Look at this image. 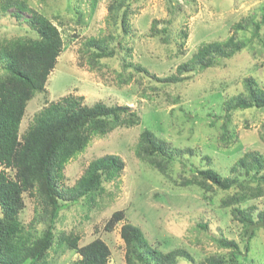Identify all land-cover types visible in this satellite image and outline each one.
I'll return each instance as SVG.
<instances>
[{"label": "rangeland", "instance_id": "rangeland-1", "mask_svg": "<svg viewBox=\"0 0 264 264\" xmlns=\"http://www.w3.org/2000/svg\"><path fill=\"white\" fill-rule=\"evenodd\" d=\"M113 1L28 0L33 10L56 26L62 50L48 76L46 92L35 95L27 104L20 134L31 125L45 103H56L69 95L82 98L83 105L87 106L102 103L128 107L140 117L137 126L92 138L85 151L65 166L62 186L71 187L88 163L97 157L113 154L125 164L118 187L105 184V193L110 197L99 200L95 207L78 204L63 211L55 225L56 231L78 235L79 246L100 239L110 249L109 264H125L120 225L110 232L104 231V224L112 213L122 211L126 221L139 227L147 243L161 251L180 247L197 259L221 253L214 238L223 235L240 242L241 225L232 220L229 212L218 207L220 199L232 190L215 188L206 193L208 199L204 200L198 188L181 185L189 168H200L201 155L188 157L184 153L183 157H176L171 164L170 178H166L137 159L134 150L140 133L147 130L173 147L196 148L206 154L210 167L222 176L229 175V168L246 151L264 155V110L236 111L231 115L230 126L236 140L226 147L219 140L220 126L225 121L224 101L242 92V80L248 75L261 86L264 82L261 18L264 0H126L131 11L130 32L126 35L121 32L118 20L110 17ZM13 11L9 9L0 15V38L30 36L29 27L21 22L30 14L21 13L22 18L17 21L11 17ZM154 21L157 30L167 27L168 42L162 41L163 34L152 35ZM238 23L242 29L235 36L247 44L232 58L222 59L201 72L185 73L189 79L182 83H160L148 77L149 74L158 78L174 74L176 67L186 62L200 44L234 36L233 26ZM255 23L258 29L254 34ZM182 30L187 33L184 41L179 35ZM91 38L104 39L108 48L116 47L112 57L99 60V69L89 65L85 44ZM118 40L122 50L119 44L115 45ZM129 62L132 67L122 68L123 63ZM138 65L149 74L136 72L133 67ZM120 73L133 74V78L128 83H120ZM247 204L264 212V196ZM24 206L19 218L28 228L35 215L34 198L24 196ZM201 215L205 216V222L208 220L209 231L196 227ZM36 227L40 232L44 224ZM76 259V254L57 249L48 253L46 264H72ZM239 264H264V229L256 232L247 258L240 259Z\"/></svg>", "mask_w": 264, "mask_h": 264}, {"label": "trees", "instance_id": "trees-1", "mask_svg": "<svg viewBox=\"0 0 264 264\" xmlns=\"http://www.w3.org/2000/svg\"><path fill=\"white\" fill-rule=\"evenodd\" d=\"M129 8L126 0H114L109 8L110 17L118 20L124 35L130 32ZM9 9L14 10L11 17L17 21L22 18L21 13L30 14L21 21L29 27L30 36L0 38V264H46L48 253L57 249L76 254L78 259L72 264H109L111 252L104 241L94 239L79 246L78 235L56 231L55 225L63 211L78 204L95 207L99 200L109 196L105 193V184L118 187L125 164L117 155L97 157L88 163L71 187L62 186L63 172L72 159L85 151L92 138H102L119 128L137 126L140 117L128 107L102 103L87 106L83 105L82 98L69 95L56 103H45L31 125L20 134L27 104L35 95L46 92L48 76L62 50V39L56 26L33 10L28 0H0V15ZM261 18L264 22V12ZM241 29L242 24H235L234 36L220 42L200 44L170 76L158 78L140 65L133 69L149 74L147 76L156 82L182 83L189 79L185 73L214 67L220 60L230 59L243 50L247 42L235 36ZM253 29L255 34L257 23ZM151 30L153 36L163 34L162 41H169L166 26L157 30L154 21ZM179 35L183 41L187 37L185 30ZM116 44L122 50L119 40ZM182 45L183 42L180 48ZM85 46L89 51V65L98 69L100 59L112 57L116 52V47L108 48L104 39L91 38ZM130 67V62L122 65V68ZM119 78L120 83L125 84L133 74L120 73ZM242 88L241 93L224 101L225 121L220 126L219 135L223 147L237 138L230 127L231 115L236 111L264 110V82L261 86L257 79L248 75L242 80ZM195 149L173 147L143 130L134 153L137 159L166 178H170L171 164L176 157H183L184 153L188 157L201 155L200 168H189L181 185L198 188L204 200L208 199L206 193L215 188L225 192L232 190L220 199L218 207L229 212L232 220L241 225L240 242L220 235L213 242L221 253L209 254L202 259L180 247L161 251L147 243L139 227L126 221L122 211H116L104 224V231L110 232L120 225L125 264H177L179 261L187 264H239L240 259L247 258L251 240L258 230L264 229V212L247 204L264 196V155L248 150L229 168V175L222 176L210 167L209 156ZM24 196L33 197L36 202L35 215L28 228L19 218L25 207ZM204 217L201 215L196 227L209 231L208 220L205 222ZM40 223L44 227L39 232L36 226Z\"/></svg>", "mask_w": 264, "mask_h": 264}]
</instances>
